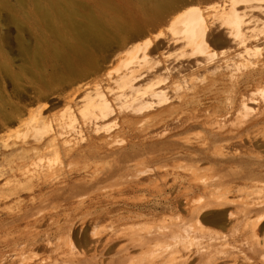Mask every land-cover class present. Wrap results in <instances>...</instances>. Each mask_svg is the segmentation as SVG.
<instances>
[{
  "label": "rangeland",
  "instance_id": "1",
  "mask_svg": "<svg viewBox=\"0 0 264 264\" xmlns=\"http://www.w3.org/2000/svg\"><path fill=\"white\" fill-rule=\"evenodd\" d=\"M219 1L0 0V183L25 184L3 171L32 159H42L45 171L68 167L62 147L39 157L25 151L60 131L59 142L67 138L73 152L66 182L40 179V192L24 186L0 201V218L18 210V199L27 205L33 193L57 189L59 198L44 208L56 215L37 227L51 232L59 220L63 229L52 242L61 249L69 240L80 253L92 250L87 239L97 234L111 238L97 258L107 261L114 245L123 247L111 264H168L174 245L178 260L190 257L186 264H264V72L235 55L264 58V13L257 12L264 0H234L239 10L254 7L249 31L259 38L247 52L234 51L215 28L210 49L235 61L217 79L186 75L190 85L213 82L212 89L173 120L136 118L170 94L149 95L156 78L132 87L121 78L132 48L172 52L160 44L180 33L175 21ZM41 249L38 256L48 254Z\"/></svg>",
  "mask_w": 264,
  "mask_h": 264
},
{
  "label": "bare ground",
  "instance_id": "2",
  "mask_svg": "<svg viewBox=\"0 0 264 264\" xmlns=\"http://www.w3.org/2000/svg\"><path fill=\"white\" fill-rule=\"evenodd\" d=\"M256 8L255 10L260 9ZM252 9H254V7L239 10L235 6L234 0H220L217 4L212 5L203 13L190 12L183 18L181 17L175 21V29H177L180 33L177 34V32V35H173V37L169 36V38L171 37V41L169 40V43L166 42L160 44L161 47L164 46L167 49L170 48L173 50L172 52H168L167 49V51H158L159 48H157L158 45H156L152 50H149V53L144 50L143 55H138L136 54L137 50L132 48L129 53L124 56V61L121 65V78H123L122 82L128 87H132L134 82L151 76L156 78L155 84H157V87L148 89L147 91L149 92V95L158 96L163 92H170L169 95L165 94V97L158 101L159 107H157L154 112H151L150 114H139L136 118H141L147 115H161L164 118L170 117L171 120H173L176 116L187 109L188 103H192L191 106H194L195 103L200 100L198 99L199 93L211 90L213 82L205 83L200 86H192L187 83L186 75L199 74L200 72L202 73L205 71L210 73L208 75L213 76V79H217V77L220 76L219 74L227 68L226 62L228 59L231 57L234 59L235 56L231 55V57H229L228 52L224 51L221 55H218L212 50V48L210 49L207 44L209 42L207 41L212 33L216 34L217 31L213 32L215 28L217 30L219 29L218 32L225 38V43H228L229 47H233L229 49H233L235 51L237 49L244 48L247 52L248 49L245 48L247 42L251 39L259 38V35L257 37H255L256 35L254 36L256 33L253 32L252 34L253 29L249 31L250 18L254 15V11ZM257 12L264 13V9H260V11L257 10ZM260 32L262 31L260 30L259 33ZM255 52L256 53L251 52L252 54L248 52L242 54L243 52L241 53L238 50L235 55H237L242 63H251L252 65L258 67L260 72L263 73L264 58L260 57V54L257 51ZM232 64L234 65L236 63L231 62V65ZM243 67L245 68L244 65ZM248 68L249 67L247 66V70ZM138 108L140 109V107ZM134 110L138 111L137 108ZM90 122V124L93 123L92 121ZM61 133L62 132L60 131L57 135L50 136L48 139L43 140V142L34 144L32 149H26L25 151H33V153H36L39 157L43 156L48 151L62 147L65 149V154L69 160V163H67L68 167L61 166L57 169H51V171H45V167L41 165L43 164L41 163L42 159H35L37 156L34 158L35 161H33L31 157V163H29V165L27 164V167L17 162V164L14 163L15 165H10L9 168L3 172L13 176L17 173L22 176L26 183L20 184V179L12 183L7 181L1 182L0 201L8 196L12 197V194H17L24 186L30 185L32 186L31 190L36 189L40 192L44 184L39 182L40 179H42V182H47V180L50 181L51 179L56 178L57 183H64L68 180L67 176L73 169V166H70L72 163L71 158L73 156V152H71L68 147L67 138H63L62 142H59L57 136L61 135ZM3 193L6 195L1 196ZM59 195L60 194H58L57 189L51 190L50 194L47 196L33 193L30 197L31 202L27 205L23 204L21 200H17V204H19L18 210L16 212H12L11 215L7 214L9 216L7 221L6 219L0 218V264H111L120 262L123 257L122 254H118L119 250L123 248L121 245L113 246L111 252H113L115 256L111 257L107 261L97 258L98 255L101 256L104 254L106 245H108L111 241L110 237H100L97 234L89 235L91 240H87L89 241L92 250L82 249L83 251L80 253V251H76V248L74 250L70 246L72 243L70 244L71 241L68 243L69 240L67 241V244H65L66 246H64V248L62 247V249L59 246V242H52V238L61 232V229H63L62 224L58 222L59 220L56 222L57 224L55 227L53 226L54 229L51 230V232H44V230L42 232L38 229L37 226H40L42 220L45 218H47L46 220L51 219L53 215H56L57 211H54V209H46L47 211H44V208H47L49 203H51V200L59 198ZM70 195H72L71 190L69 192V196ZM173 221L174 220H172V222ZM4 223L10 225L1 228ZM20 224H23L22 228H19ZM66 224L68 225V221ZM170 225V233L174 239H177L179 236V233L177 232L180 230V227L174 222ZM40 248L46 249L48 254L45 256H38L36 251L38 249L40 250ZM59 248L60 250H58ZM177 252L178 251L174 245L169 259L167 260L168 264H186V260L190 257L178 260L179 257L183 256L178 255ZM195 260L197 261V259ZM194 263L195 261L192 260L188 264Z\"/></svg>",
  "mask_w": 264,
  "mask_h": 264
}]
</instances>
